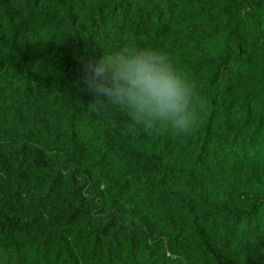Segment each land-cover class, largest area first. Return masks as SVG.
Listing matches in <instances>:
<instances>
[{
    "label": "trees",
    "instance_id": "1",
    "mask_svg": "<svg viewBox=\"0 0 264 264\" xmlns=\"http://www.w3.org/2000/svg\"><path fill=\"white\" fill-rule=\"evenodd\" d=\"M132 48L193 86L190 134L85 83ZM0 264H264V0H0Z\"/></svg>",
    "mask_w": 264,
    "mask_h": 264
},
{
    "label": "clouds",
    "instance_id": "2",
    "mask_svg": "<svg viewBox=\"0 0 264 264\" xmlns=\"http://www.w3.org/2000/svg\"><path fill=\"white\" fill-rule=\"evenodd\" d=\"M83 71L89 88L107 103L128 109L133 121L146 129L167 123L190 134L198 122L195 89L168 56L155 49H125L89 59Z\"/></svg>",
    "mask_w": 264,
    "mask_h": 264
}]
</instances>
